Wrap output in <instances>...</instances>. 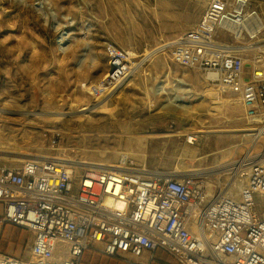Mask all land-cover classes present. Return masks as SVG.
Instances as JSON below:
<instances>
[{
  "label": "rangeland",
  "instance_id": "obj_1",
  "mask_svg": "<svg viewBox=\"0 0 264 264\" xmlns=\"http://www.w3.org/2000/svg\"><path fill=\"white\" fill-rule=\"evenodd\" d=\"M209 1L0 0V107L18 111L0 114V155L10 157L0 163H19L15 157L27 156L23 153L115 162L135 152L128 156L141 165L146 161L148 168L204 171L189 175H209L217 189L230 176L224 170L232 158L247 150L264 154V133L259 132L264 122L250 121L236 95L173 59V40L200 20ZM250 1L258 25L244 29L235 41L243 47L247 73L264 66V49L257 48L264 46V0ZM109 45L131 51L137 64L125 84L107 96L112 89L96 93L87 88L107 75ZM177 95L187 106L169 101ZM13 97H20L23 106L6 104ZM105 101L106 107L97 108ZM82 106L96 110H79ZM45 110L44 118L29 116ZM192 134L197 140L188 143ZM209 169L214 171L205 172ZM255 200L261 211L259 195ZM16 233L24 253L32 234L23 228ZM83 264L177 262L161 251L145 261L91 248Z\"/></svg>",
  "mask_w": 264,
  "mask_h": 264
},
{
  "label": "built area",
  "instance_id": "obj_2",
  "mask_svg": "<svg viewBox=\"0 0 264 264\" xmlns=\"http://www.w3.org/2000/svg\"><path fill=\"white\" fill-rule=\"evenodd\" d=\"M250 3L210 0L171 51L181 66L234 93L247 118L262 123L264 66L247 73L243 49L235 44L244 29L256 26ZM107 54L109 71L92 86L96 93L116 88L134 59L114 45ZM229 174L215 189L205 175L152 172L130 156L99 166L53 158L0 163V221L32 234L20 256L0 249V264H83L90 248L145 261L161 251L177 264H264V158L247 150L230 160ZM235 181L238 189L231 186Z\"/></svg>",
  "mask_w": 264,
  "mask_h": 264
},
{
  "label": "bare ground",
  "instance_id": "obj_3",
  "mask_svg": "<svg viewBox=\"0 0 264 264\" xmlns=\"http://www.w3.org/2000/svg\"><path fill=\"white\" fill-rule=\"evenodd\" d=\"M257 13H255L254 14V17H255V15H256ZM255 19H256V17H255ZM256 24L258 25V21L256 20ZM260 24V23H259ZM256 25V26H257ZM255 26V27H256ZM260 26H261V24H260ZM256 29V28H255ZM255 31V30H254ZM256 31H257V29H256ZM241 48H243V47H241ZM245 48V47H244ZM257 48L258 49H262V48H264V46H262V47H260V46H257ZM152 53L153 52H150L148 55H147V57H149V56H151L152 55ZM140 62V61H139ZM137 64V63H136ZM136 64L135 63H133L132 62V65H131V69H130V71H127V73H126V77L121 81V83H118V86H116V88H114V89H112L108 94H107V96L109 95V94H111L114 90H116L118 87H120V86H122V85H124L125 84V82L127 81V79L129 78V77H131V75H132V73H133V71H134V67L136 66ZM178 80L179 81H181V82H184V83H186L185 81H184V78L183 77H181V78H178ZM186 84H188V83H186ZM212 84V83H211ZM215 85V84H214ZM87 89H90L91 91H92V87H89L88 86V88ZM222 89V88H221ZM188 90H190V88L188 89ZM222 90H224V89H222ZM224 91H226V90H224ZM229 92V91H228ZM213 93H215V99L216 100H218V101H220L221 100V95L220 94H218V93H216V92H210V94H213ZM230 93H232V92H230ZM232 94H234V93H232ZM235 95V94H234ZM13 96V95H12ZM18 97V96H17ZM17 97H13V99H9V100H7V103L6 104H8V105H11V106H13V107H15V106H21L22 104H20V97L19 98H17ZM183 97V96H182ZM182 97H180V96H174V97H172L169 101L172 103V104H174V105H177V106H181V107H184V106H187L186 105V102L183 100V98ZM237 98V100H238V102H240L241 103V101L239 100V98L238 97H236ZM109 104V101H105V102H103L102 104H100V105H97V108L98 107H106L107 105ZM5 105V104H4ZM241 105H242V103H241ZM23 106V105H22ZM51 107V106H50ZM94 108V107H93ZM96 108V107H95ZM79 110H84L85 112H89L90 110L91 111H94V110H96V109H92L90 106H82V107H80L79 108ZM17 113L18 111H13V110H7V109H5L4 107H0V114H2V115H5V114H10V115H13L14 113ZM53 112H57V113H59V112H61V111H53ZM63 113L65 112H68V111H62ZM23 114H28V113H25V112H23ZM32 114H40V116L42 115V117L41 118H44L46 115H48V110L46 111H38V112H36V113H29V116L30 115H32ZM24 116H28V115H24ZM58 117H63L62 115H55V116H52V118H58ZM247 117V116H246ZM250 121H252V119H250V118H248ZM261 128V127H260ZM253 130V129H252ZM260 133L261 132H263L264 133V128H262L260 131H259ZM248 134H253V133H247V135ZM256 135V134H255ZM258 136V135H257ZM186 141L188 142V143H194V142H189L188 140H187V137H186ZM1 143V142H0ZM138 144V143H137ZM140 144H141V142H140ZM239 145V144H238ZM144 146V145H143ZM231 148V147H230ZM188 150V149H187ZM0 151H3L2 149H0ZM140 151V150H139ZM10 152H12V151H10ZM124 153V152H123ZM0 154H1V152H0ZM12 154V153H11ZM23 154H25V155H27V156H18V157H15V160H17V161H19V163H21L22 161H25L26 159H43V158H50L51 156H42V157H40V156H35V154H31V153H23ZM128 154H136L135 152L134 153H132V152H129V153H127V154H122L121 156H128ZM34 156V157H33ZM0 158H10V157H8V156H1L0 155ZM51 158H53V159H55V160H63V161H66V162H76V163H78V164H80V165H87V166H99V165H105V164H111L112 162H99V161H95V162H93V161H80V160H75V159H71V158H65V157H51ZM262 158H264V154H262ZM141 160V159H140ZM21 161V162H20ZM142 161V163H143V165H145L146 166V168H148L147 167V163H146V161H143V160H141ZM19 163H16V164H19ZM11 165H14V164H11ZM226 168H225V170L224 171H226V170H228L229 169V164L228 165H226L225 166ZM149 170H151L152 172H162V173H167V174H178V175H189V174H197V173H204V171H200V172H197V171H194V172H191L190 170H183V171H176V170H161V169H158V168H148ZM209 171H214V170H212V169H209L208 171H205V172H209ZM176 172H179V173H176ZM181 172V173H180ZM207 176H209V175H207ZM240 184H241V182L240 181H235V182H233L232 184H231V186L233 187V188H236V189H238L239 187H240Z\"/></svg>",
  "mask_w": 264,
  "mask_h": 264
},
{
  "label": "crops",
  "instance_id": "obj_4",
  "mask_svg": "<svg viewBox=\"0 0 264 264\" xmlns=\"http://www.w3.org/2000/svg\"><path fill=\"white\" fill-rule=\"evenodd\" d=\"M3 212V205L0 203V218L3 215ZM17 228L21 227L0 221V249L5 252L20 256L23 254L24 249H22V241L19 235L16 233Z\"/></svg>",
  "mask_w": 264,
  "mask_h": 264
},
{
  "label": "trees",
  "instance_id": "obj_5",
  "mask_svg": "<svg viewBox=\"0 0 264 264\" xmlns=\"http://www.w3.org/2000/svg\"><path fill=\"white\" fill-rule=\"evenodd\" d=\"M89 250H91V248L88 249L87 251H89ZM87 251H86V252H87ZM100 252H101V251H100ZM101 254H104V255H106V256H110V255L105 254L104 252H101Z\"/></svg>",
  "mask_w": 264,
  "mask_h": 264
}]
</instances>
